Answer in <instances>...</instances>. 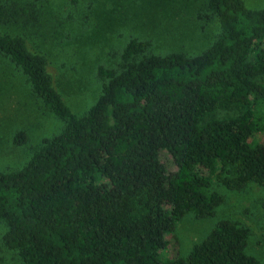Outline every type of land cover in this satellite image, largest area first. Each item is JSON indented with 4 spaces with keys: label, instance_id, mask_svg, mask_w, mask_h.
<instances>
[{
    "label": "trees",
    "instance_id": "trees-1",
    "mask_svg": "<svg viewBox=\"0 0 264 264\" xmlns=\"http://www.w3.org/2000/svg\"><path fill=\"white\" fill-rule=\"evenodd\" d=\"M18 10L0 1V25ZM195 18L218 24L205 51L158 55L130 40L99 59L100 94L81 115L62 101L47 58L0 34L33 101L63 122L24 166L0 171V250L21 264H264L247 253L260 242L253 230L232 215L186 255H164L184 217H214L223 203L214 184L264 190V145L250 141L264 130V8L202 0ZM27 141L24 131L13 137Z\"/></svg>",
    "mask_w": 264,
    "mask_h": 264
},
{
    "label": "rangeland",
    "instance_id": "rangeland-1",
    "mask_svg": "<svg viewBox=\"0 0 264 264\" xmlns=\"http://www.w3.org/2000/svg\"><path fill=\"white\" fill-rule=\"evenodd\" d=\"M0 1L20 8L13 24L0 25V34L25 38L33 52L48 59L54 85L60 88L64 104L76 115L89 109L100 94V85L93 77L99 59H107L112 51L118 55L130 40L148 42L158 55L183 52L197 56L218 34L216 22L202 26L195 18L202 0H158L166 4L143 0ZM243 1L250 9L264 8V0ZM26 6L31 10L22 17ZM27 87L22 72L0 53L1 172L24 166L30 157L29 148L56 135L63 126L60 119L39 109ZM18 131L26 133V145L13 144ZM250 141L264 145V130L254 134ZM160 159L169 173L175 170L166 152H160ZM214 185L223 197L214 217L203 220L184 217L174 233L166 236L168 246L164 255L169 258L178 253L186 255L218 221L232 215L249 226L260 241L249 247L247 253L264 260V190L254 184L239 192ZM4 232V226L0 225V240ZM0 264L21 263L13 251L0 250Z\"/></svg>",
    "mask_w": 264,
    "mask_h": 264
}]
</instances>
